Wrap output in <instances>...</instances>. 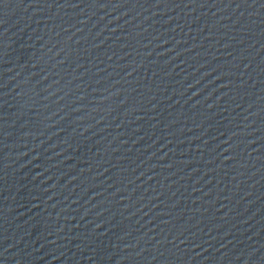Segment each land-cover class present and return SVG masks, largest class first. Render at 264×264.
Returning <instances> with one entry per match:
<instances>
[{
	"label": "water",
	"instance_id": "obj_1",
	"mask_svg": "<svg viewBox=\"0 0 264 264\" xmlns=\"http://www.w3.org/2000/svg\"><path fill=\"white\" fill-rule=\"evenodd\" d=\"M0 264H264V0H0Z\"/></svg>",
	"mask_w": 264,
	"mask_h": 264
}]
</instances>
